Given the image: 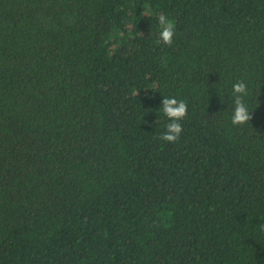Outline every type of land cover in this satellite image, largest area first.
Segmentation results:
<instances>
[{
	"label": "trees",
	"instance_id": "trees-1",
	"mask_svg": "<svg viewBox=\"0 0 264 264\" xmlns=\"http://www.w3.org/2000/svg\"><path fill=\"white\" fill-rule=\"evenodd\" d=\"M0 264H264V0H0Z\"/></svg>",
	"mask_w": 264,
	"mask_h": 264
},
{
	"label": "clouds",
	"instance_id": "clouds-1",
	"mask_svg": "<svg viewBox=\"0 0 264 264\" xmlns=\"http://www.w3.org/2000/svg\"><path fill=\"white\" fill-rule=\"evenodd\" d=\"M157 21L161 28L159 32L160 41L170 47L176 35L174 21L165 14H159ZM256 93L259 95V88L256 89ZM248 94V85L245 80H238L232 85L234 108L231 123L234 126L247 125L252 119L251 109L245 99ZM161 103L163 113L170 122L166 125V131L160 135L159 139L169 143H175L179 140L183 131L180 121L188 115V104L184 100L175 97L163 98Z\"/></svg>",
	"mask_w": 264,
	"mask_h": 264
}]
</instances>
